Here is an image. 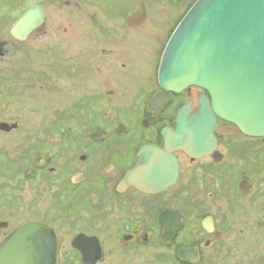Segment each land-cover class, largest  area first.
<instances>
[{"label": "flooded vegetation", "instance_id": "1", "mask_svg": "<svg viewBox=\"0 0 264 264\" xmlns=\"http://www.w3.org/2000/svg\"><path fill=\"white\" fill-rule=\"evenodd\" d=\"M51 4L57 9L74 4L71 13L85 6L77 0ZM34 6L45 12L38 25L23 39L13 35L22 14ZM131 9L104 20L80 17L93 41L86 51L77 15H51L33 4L0 16V139L14 140L13 157L26 171L20 175L12 160L5 166L0 142V184L19 182L17 191L0 196V244L21 225L38 222L57 235V264L244 262L245 234L238 222L258 192L259 138L219 119L213 153L201 158L171 153L178 172L173 184L160 191L120 188L144 160L155 169L145 165L143 181L162 177L149 172L158 171L164 129L176 131L178 112L187 107L194 114L200 98L209 97L195 86L181 93L160 87L161 58L176 26L166 36L151 30L133 39L126 31L142 21ZM113 24L125 33L105 34L104 25ZM103 41L113 46L100 48ZM157 95L167 101L152 105ZM26 182L34 190L44 182V192H34L27 207L34 216L17 222L13 216L23 206L17 192ZM41 205L46 209L38 210Z\"/></svg>", "mask_w": 264, "mask_h": 264}, {"label": "water", "instance_id": "2", "mask_svg": "<svg viewBox=\"0 0 264 264\" xmlns=\"http://www.w3.org/2000/svg\"><path fill=\"white\" fill-rule=\"evenodd\" d=\"M44 15L41 6L29 8L13 35L25 38ZM158 81L165 92L195 86L209 97L200 98L194 114L187 107L178 112L176 131L164 129L165 149L156 150L158 171L149 172L162 177L143 181V167L155 169L152 161L144 160L126 174L120 188L160 191L173 184L178 172L171 153L183 150L192 158L213 153L219 119L246 136L264 138V0H197L163 52ZM163 101L167 98L157 95L152 105ZM57 254L56 233L38 222L21 225L0 244V264H57Z\"/></svg>", "mask_w": 264, "mask_h": 264}, {"label": "rangeland", "instance_id": "3", "mask_svg": "<svg viewBox=\"0 0 264 264\" xmlns=\"http://www.w3.org/2000/svg\"><path fill=\"white\" fill-rule=\"evenodd\" d=\"M52 1H56V5L57 1L59 2V5H66L65 1L70 0H0V16H9L11 14L16 15L33 4H40L47 7L49 9V14L51 15H77L79 16V18L76 21L81 22V33L83 34V40L85 42H83V49H85L86 51L92 47L93 41L86 38V33L88 32L86 31L87 25L86 23L85 25L82 23V19L80 18L82 16L96 15L98 20H104L105 16L111 18L126 15L127 11L132 8L131 10L134 11L133 15L139 16L137 21H142L140 25H132L131 28L126 31V33L131 35L133 39L140 38L151 30L158 31L163 36H166L167 32L169 33V30L172 31L175 26L177 27L178 23L183 19V17L190 9V6L196 2V0H77L84 2L85 6H81L77 13H71V10L69 9H73L71 8V5L74 4L69 5V8L63 7L57 9L52 7ZM0 21L4 20L0 19ZM163 22H167V24H164L163 26ZM74 26L76 25L74 24ZM146 27L148 29H146ZM104 28V33L109 34L110 36H117L119 35V33H125L122 32V28L118 27V24H113V27L111 28L104 25ZM108 43L106 41H103V43H100V48H102L101 44L104 45L103 47L107 48L113 46L111 42L110 45H108ZM101 51L103 52L106 50L101 49ZM0 142L4 145L3 149L5 150V155H3L2 158L5 166L9 168L12 165L11 163L13 161L15 169H18L20 171L19 174H25L26 171L23 164L15 159V155L13 157L14 140L12 138H9V136H4L0 139ZM258 144H260L261 146L260 151L258 152V155L255 159V161L259 163V165L257 164V171L259 174V180L257 183L258 192L253 198L254 200L251 202L248 211H243L241 213L238 222L239 224H241V226L243 225L242 229L244 230L245 234L241 239L243 241L242 260L244 262H229V264H264V140H260ZM257 158L259 159L257 160ZM1 182H3L2 179H0V183ZM234 183L235 178L231 177L229 180V184L233 186ZM18 184L19 182L15 181L14 183H10L7 188H5L4 183L0 184L2 186L0 196H4L6 193H13L14 191H17L16 188L18 187ZM43 184L44 182H38L37 190H34V184L32 185L28 182L22 184L17 194L18 197L21 198L23 206H21L19 212L13 216V219L15 221H28L34 216L33 214L35 211L28 210L27 207H29L30 205V200L34 195V192L36 193V191H41V196H43ZM218 197H220V193L216 194L215 196V198L217 199ZM230 197H235V195L230 194ZM7 199L13 200L15 199V196H8ZM15 202L16 201L13 200V203ZM244 202L247 204L250 201ZM40 209L45 210L46 206L41 205L38 207V210ZM258 224L260 227H258ZM229 261H232V259L230 258Z\"/></svg>", "mask_w": 264, "mask_h": 264}, {"label": "trees", "instance_id": "4", "mask_svg": "<svg viewBox=\"0 0 264 264\" xmlns=\"http://www.w3.org/2000/svg\"><path fill=\"white\" fill-rule=\"evenodd\" d=\"M192 5H193V4H192ZM192 5H191V6H192ZM191 6H190V7H191Z\"/></svg>", "mask_w": 264, "mask_h": 264}]
</instances>
